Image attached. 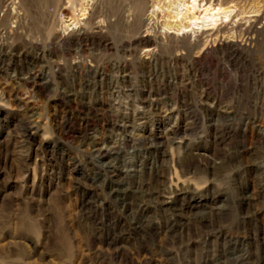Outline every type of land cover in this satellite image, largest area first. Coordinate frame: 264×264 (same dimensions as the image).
<instances>
[{
    "label": "rangeland",
    "instance_id": "1",
    "mask_svg": "<svg viewBox=\"0 0 264 264\" xmlns=\"http://www.w3.org/2000/svg\"><path fill=\"white\" fill-rule=\"evenodd\" d=\"M196 4L0 0V264H264V0Z\"/></svg>",
    "mask_w": 264,
    "mask_h": 264
},
{
    "label": "bare ground",
    "instance_id": "2",
    "mask_svg": "<svg viewBox=\"0 0 264 264\" xmlns=\"http://www.w3.org/2000/svg\"><path fill=\"white\" fill-rule=\"evenodd\" d=\"M180 1H184L186 4H188L187 11L192 15L190 19L191 24L197 28L202 29L207 25L210 26V24L215 25L217 21H219V19L221 18L220 16H222L220 15L221 12L220 8H212L211 6H207V5L201 6L200 4L197 7L196 4L197 0H180Z\"/></svg>",
    "mask_w": 264,
    "mask_h": 264
}]
</instances>
